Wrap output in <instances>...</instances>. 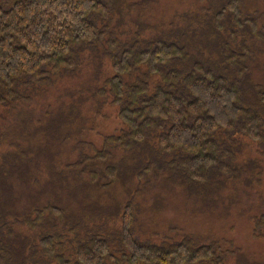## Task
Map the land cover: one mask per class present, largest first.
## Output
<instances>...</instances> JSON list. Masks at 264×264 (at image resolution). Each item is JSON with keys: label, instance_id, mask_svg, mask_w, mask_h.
<instances>
[{"label": "rangeland", "instance_id": "rangeland-1", "mask_svg": "<svg viewBox=\"0 0 264 264\" xmlns=\"http://www.w3.org/2000/svg\"><path fill=\"white\" fill-rule=\"evenodd\" d=\"M209 1L114 0L111 13L118 18L99 20L97 24L105 30L107 42H118V47L127 42L128 34H132L130 44L136 37L141 40L160 34L185 42L190 61H201L217 74L239 81L241 104L246 111L263 119L264 136V0H239L244 16L241 23L255 21L260 29L259 40L251 33L250 25L234 28L230 16L218 28ZM132 17L134 21L129 19ZM112 47L106 44L105 50L100 45L85 51L83 57L79 55L73 71L50 68L44 81L20 85L19 95L9 100L3 107L5 111L0 112V166L4 168L0 175H16L8 182L20 185V199L26 203H65L47 197L40 200L39 190L44 186V191L53 187L67 194L78 209L95 205L86 207L92 210L89 213L80 212L81 222L88 223L90 230L104 231L101 234L110 240L113 262L116 258L118 264H126L119 236L123 224L121 213L127 203L134 209L133 233L139 240L162 245L189 239L196 246H212L225 256L227 264H264V141L255 142L239 131L222 132L218 136L222 147L227 145L231 157L226 158L222 153L225 158L221 160L226 165L219 164L213 178L194 189L171 167L172 154H158L157 141L151 138L131 152L118 151L112 159L115 164L144 162L139 169L148 164L151 170L144 177H138L140 172L136 171L125 181L127 188L122 183L107 189L96 186L86 192L88 198H73L64 166L102 150L105 137L123 133L119 106L112 103L110 94L102 92L113 74L107 56L112 53ZM174 68L188 70L190 64L176 62ZM52 117L61 124L48 125ZM20 159L25 168L32 161L34 165L36 159L38 165L33 170H20ZM49 165H54V169L48 171L45 166ZM123 174L128 172L124 170ZM22 209L24 205L20 206ZM22 229L21 223L11 229L1 223L0 237L4 241L8 237L6 242L12 248L21 243L27 245L28 252L41 251L37 241L25 240ZM38 232L43 231L39 228ZM55 234L67 235L61 240L68 245L88 236L87 233ZM69 247L63 253L71 258L68 252L74 246ZM35 264L50 262L39 255Z\"/></svg>", "mask_w": 264, "mask_h": 264}, {"label": "trees", "instance_id": "trees-1", "mask_svg": "<svg viewBox=\"0 0 264 264\" xmlns=\"http://www.w3.org/2000/svg\"><path fill=\"white\" fill-rule=\"evenodd\" d=\"M113 1L0 0L2 113L9 100L13 101L19 95L21 84L44 81L50 68L59 72L73 71L79 55L83 57L85 51L94 50L93 47L100 45L105 50L106 44L112 47L116 43L111 48L112 53L107 55L113 74L106 80L102 92L110 94L112 103L119 106L123 133L105 137L102 150L91 156L78 157L64 166L63 173L68 176L74 199L88 198L86 192L96 186L107 189L122 183L127 188L125 181L136 171L140 172L138 177H144L151 170L148 164L139 169L138 166H143L144 162L139 165L126 162L115 164L112 159L118 151L131 152L151 138L157 141L158 154H172L171 167L179 172L191 189L213 178L214 169L219 164L227 163L221 159L231 157L225 148L227 145L222 147L218 139L222 132L231 134L239 131L255 142L264 141L263 119L243 108L239 81L226 74H217L201 61H190L185 42L160 34L146 39L140 36L141 40L136 37L130 44L132 34H128L127 42L122 46L118 47L120 43L115 41L108 43L106 32L100 29L97 21L118 18L111 13ZM209 5L214 9L218 28L230 16L234 28L250 25L251 33L256 34L255 39L259 40L260 29L255 21L241 23L244 16L239 0H210ZM193 6L195 9L196 5ZM129 19L134 21V17ZM176 62L190 64V68L175 69ZM59 124L52 117L48 125ZM60 132L54 133L55 136ZM222 153L226 155L223 158ZM6 154L1 153L4 157ZM37 165L36 159L34 165L32 161L25 168L20 159V170H33ZM45 167L48 171L54 169V165ZM2 170L4 168L0 166V172ZM124 170L128 172L127 175L123 174ZM14 177L16 175L13 173L5 177L0 175V224L11 229L21 223L26 233L25 240L37 241L41 251L28 252L27 245L21 243L12 248L6 242L8 237H5L6 241L0 237V264H35V258L39 255L49 260L50 264L113 262L112 244L101 234L104 231L90 230L88 223L81 222L80 212L85 210L89 213L92 210L86 207L95 205L78 209L67 194L53 187L44 191V186L39 190L40 200L47 197L65 203H26L20 199V185L8 182L9 178ZM21 205H24V209L20 211ZM121 215L123 224L119 242L126 253L123 255L126 264H227L225 256L212 246H196L189 239L162 245L139 240L133 233V206L125 204ZM39 228L43 232H38ZM55 233H87L88 236L77 244L72 242L68 245L61 240L67 235ZM68 246H74L68 252L71 258L63 253ZM118 262L115 258L113 264Z\"/></svg>", "mask_w": 264, "mask_h": 264}]
</instances>
